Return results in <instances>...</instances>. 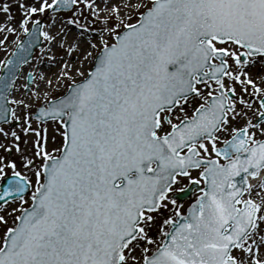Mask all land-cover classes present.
<instances>
[{
	"label": "snow or ice",
	"instance_id": "obj_1",
	"mask_svg": "<svg viewBox=\"0 0 264 264\" xmlns=\"http://www.w3.org/2000/svg\"><path fill=\"white\" fill-rule=\"evenodd\" d=\"M18 30L58 67L26 101L30 48L0 61V123L36 137L34 180L0 156V264H264V0H0Z\"/></svg>",
	"mask_w": 264,
	"mask_h": 264
},
{
	"label": "rangeland",
	"instance_id": "obj_2",
	"mask_svg": "<svg viewBox=\"0 0 264 264\" xmlns=\"http://www.w3.org/2000/svg\"><path fill=\"white\" fill-rule=\"evenodd\" d=\"M65 14L66 13H61L58 16L53 17V19H56L58 22L59 21H62L63 16ZM16 15H17V22H18V20H19L20 17H19V14L18 13H16ZM85 15H87L86 12H85ZM45 21H46V24H45V30H46L47 29V23L50 22L48 20V17H45ZM99 26L100 25H97V27H99ZM58 27H57V29H58ZM69 27H71V26L69 25ZM72 29H73V32L76 33V29L75 28H72ZM5 36H7V39L5 41V44L4 45H0V61H6L7 60V58L13 52L14 47L22 40V38L24 36V33L22 31H19V30L17 31V33H13V34L0 33V39H4ZM41 42H42L41 46L38 49L35 50L32 58L29 60V65H24L21 68V70L24 67H26V66H35V67H38L41 64L40 61H41V58H43V57H42V53H41L40 49H41V47L44 46V43H45L43 41V38H41ZM59 56H60V53H57V57H59ZM37 58H39V60ZM68 59H70V58L68 57L66 60H68ZM0 71H1V69H0ZM26 75H27V73L24 76H26ZM23 83H24V77L22 78V80L20 81V83L18 85H16L15 90L20 91V93L22 94V99H25L27 101V97L24 94V89L22 87ZM64 84H65V82H63V83L60 84V88H59L60 90L63 89ZM237 88H239L238 85H237ZM41 99H43V97H41ZM10 107H12L13 109H16V106H14V105H10ZM24 111L25 110L23 109V107L17 109V115H22L24 113ZM32 125H37V127L39 126L38 122H36L35 120H33V124ZM2 126H6L8 128H11V130L22 131V128L25 125L23 124V121H21L20 123H13L11 125L1 124L0 127H2ZM227 135L228 134H225V137H227ZM33 151H34V148L31 151V153ZM23 152H25V151H23ZM0 156H5L7 159L15 160L17 162V165L20 168V170L23 171V172H25V174H28L34 180V177L31 175V170L30 169L26 170L23 167V157L24 156L31 157V155L28 152H25L24 154H21L20 152H17L16 151L15 147H13L9 152H6L4 149H1L0 148ZM10 172H11V169H9V173ZM193 175H195V172H194ZM183 183L184 184H188V180L185 179L183 181ZM181 186H183V185H181ZM198 195H200V193L194 191L193 195L191 196V198L188 201H186L183 204H180L183 213L185 211V208L188 206V204L190 202H192ZM26 200H27L28 203H31V191H29L28 195L26 196ZM17 206H18V202H17V204H13L12 205V207H17ZM2 232H3V228L0 227V234H2Z\"/></svg>",
	"mask_w": 264,
	"mask_h": 264
},
{
	"label": "bare ground",
	"instance_id": "obj_3",
	"mask_svg": "<svg viewBox=\"0 0 264 264\" xmlns=\"http://www.w3.org/2000/svg\"><path fill=\"white\" fill-rule=\"evenodd\" d=\"M59 26V22L57 23V25L56 26H54L52 29H51V31L53 32V33H55L56 31H57V27ZM69 27V26H68ZM69 28H71V27H69ZM46 30H48V29H46ZM75 33L73 32V29L71 28V33H70V36L71 35H74ZM67 48V45H65V49ZM53 52L54 53H56V55H57V53H60V56L59 57H57V59L59 60L60 59V57H63L64 58V60H66L69 56H67L66 54H65V51L64 50H60L59 48H57L56 46H53ZM76 55L78 56L79 55V53H76ZM42 57L43 58H41V60H43V63H41L38 67H35V66H26V67H24L22 70H21V77L17 80V82H16V85H18L19 83H20V81L22 80V78L24 77V75L26 74V73H28V72H32V74H33V76H36L37 75V70H39V71H44V72H48V75H49V77H51V74H52V72H54V71H56V67H58V65L57 66H52L51 68H50V66H49V63H48V57L47 56H45L43 53H42ZM63 61H61V63H62ZM89 67V62L88 61H85L84 62V66H83V69H82V71H86L87 70V68ZM73 76H77V74L76 73H73ZM77 78H79V77H77ZM63 82H65V81H63V80H61V82H60V84L61 83H63ZM68 82H71L70 81V79H69V81ZM53 83L55 84L56 83V81L54 80L53 81ZM239 86V85H238ZM60 89L58 88V89H56V91L58 92ZM13 96H15L17 99H22V94L20 93V91H17V90H13V92L11 93ZM14 106H16V105H14ZM34 128L35 127H37V125H32ZM2 127H4V128H8V127H6V126H2ZM21 137H22V139H21V141L19 142L20 143V146H21V148L25 151V152H28L30 155H32L33 154V152L31 153V151L33 150V147H32V145H33V141L35 140V134L34 133H27V134H25L23 131H18V130H15ZM56 133H54L53 131H52V129L50 128L49 129V144L51 145V139H50V137L52 136V135H55ZM25 141H27V143H25ZM9 143H12V138L11 137H9L7 140H5V138L3 137V136H0V144H4L5 146L7 145V144H9ZM1 149H4V148H1ZM25 152H23V153H21V154H24ZM194 174V173H193ZM196 174V173H195ZM252 182L253 183H255L256 181L255 180H252ZM170 207H171V205H170Z\"/></svg>",
	"mask_w": 264,
	"mask_h": 264
},
{
	"label": "water",
	"instance_id": "obj_4",
	"mask_svg": "<svg viewBox=\"0 0 264 264\" xmlns=\"http://www.w3.org/2000/svg\"><path fill=\"white\" fill-rule=\"evenodd\" d=\"M21 42H24L26 47L30 48V54L31 56L33 55L34 53V50L38 47H40L41 43H30L29 42V37H27V35L25 34L23 40ZM19 45V44H18ZM18 45L15 47L14 51L17 50L18 48ZM20 54H25V53H20ZM13 56V53L10 57ZM24 66V65H23ZM0 124H3V123H0ZM195 185L193 184L191 187H189L188 189L185 190V192L181 195L178 196V199L180 200V202L182 203L183 201L187 200L191 193H192V188L194 187ZM187 214V210H186V213Z\"/></svg>",
	"mask_w": 264,
	"mask_h": 264
}]
</instances>
